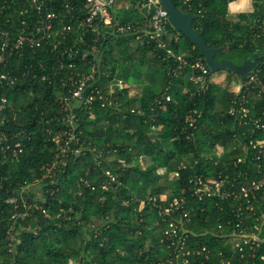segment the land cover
Instances as JSON below:
<instances>
[{
    "label": "trees",
    "instance_id": "16d2710c",
    "mask_svg": "<svg viewBox=\"0 0 264 264\" xmlns=\"http://www.w3.org/2000/svg\"><path fill=\"white\" fill-rule=\"evenodd\" d=\"M130 1L129 8H111L112 24L97 22L81 29L74 23L71 36L62 39L56 49V40L47 39L42 46L14 54L0 66V73L11 69L16 75L20 74L17 70L28 73L6 88L18 115L4 127L24 142V152L20 163L0 164V176L6 177L0 204L20 183L42 178L46 165L58 152L53 135L65 127L59 120L60 99L68 89L64 78L71 72V68L55 69L58 61H72L74 75L95 70L85 94L100 90L98 94L94 91L90 103L73 101L75 132L80 141L73 147L82 146V150L70 153L64 164H58L54 180H47L42 188L54 189L52 195L44 192V205L51 217L37 211L22 220L18 226L21 242L11 252L6 233L10 215L0 211V264H186L171 255L166 242L161 241L167 222L159 215L160 205L179 197L182 189L187 192L189 179L195 174L210 176L240 168L234 160L244 154L246 137L243 127L228 113L236 93L214 81L212 72L205 87L190 79L194 72L191 64L204 58L171 23L166 28L168 36L178 34L179 38L167 39V48H159L143 32H118V24L139 28L140 22L147 21L140 0ZM232 1L192 0L190 10L175 0L180 10L196 14L193 26L208 45L222 48L215 56L217 60L242 64L254 50L264 49V0H253L254 10L235 18L229 13ZM67 3L70 8H66ZM245 3L238 0L231 7L241 9ZM48 4L57 11L56 25L71 18L78 22L89 10L86 0ZM10 5L2 12L0 9V27L18 34L20 4L10 0ZM82 32L83 42L78 37ZM140 34L142 38H138ZM71 44L77 53L62 55ZM178 56L187 60L185 67H179ZM260 66L264 67V59ZM228 73L229 78L239 76ZM132 83L139 85V93H130ZM257 106L251 114L260 112L264 99H258ZM218 146L224 147L222 154L217 152ZM163 194L168 196L166 201L160 200ZM26 195L33 201L32 192L26 191ZM150 197H155L156 203L150 202ZM187 197L189 208L196 214L190 223L194 232L189 240L209 246L213 253L229 250L225 239L207 232L228 217L227 202H220L224 207L220 209L214 201L195 200L189 193ZM258 233L264 237V227ZM262 256L264 243L249 260L264 264ZM239 258L236 255V263L245 264ZM189 259L187 264H202L195 254Z\"/></svg>",
    "mask_w": 264,
    "mask_h": 264
},
{
    "label": "built area",
    "instance_id": "2783aa9c",
    "mask_svg": "<svg viewBox=\"0 0 264 264\" xmlns=\"http://www.w3.org/2000/svg\"><path fill=\"white\" fill-rule=\"evenodd\" d=\"M15 1L20 4L21 16L17 19L21 23L20 31L15 34L0 27V66L5 64L14 54H22L27 48L35 49L42 46L47 39L56 40L54 42L56 49L62 39L65 38L66 40L71 36L74 23H78L77 25L81 29L96 25L97 22L106 25L112 24L114 16L111 8L117 2V0H86L89 10L85 17L78 22L71 18L68 22L61 21L60 25H56L57 11L55 8H50L48 3L52 1L56 3L59 0ZM191 1L180 0L190 10L193 8ZM0 3L1 12L11 6L10 0H0ZM139 4L147 16L148 29L145 31L144 37L155 41L159 48H167L168 40L171 38L166 29L170 23L168 11L163 8L161 0H140ZM66 8H70L69 3L66 4ZM132 30L140 32L141 27L135 28L132 24L117 25V31L120 33H127ZM83 33L78 36L81 42L84 41ZM138 37L142 38L143 34ZM172 37H175L176 40L179 38L178 35ZM74 47L72 44L66 46L62 50V55L73 56L77 53ZM93 50L98 52L95 46H93ZM170 54L174 56L171 51ZM177 59L181 62L180 68L188 64L182 56H178ZM191 67L194 72L190 79L195 84L205 87L207 75L211 72L205 61L199 58L191 64ZM65 68H71V72L64 78L68 89L60 99L59 120L63 122L65 127L57 130L53 135V140L58 145V152L52 161L46 165L42 178L31 183H20L19 188L13 189L10 194L5 195L4 203L0 204L1 213L7 212L10 215L11 224L6 233L10 239L8 245L11 252L14 245L21 242L18 226H21L22 220L37 211H41L46 217H51L44 205L46 199L44 192L52 195L54 189L48 187L43 190L42 188L48 184L45 183L47 180H54V170L58 164H64L70 153H79L82 150V146L73 147L74 142L77 144L80 142L75 132L77 117L73 110V101L90 103L95 97L94 91L97 94L100 93V90L93 89L85 94L86 87L94 77L95 70L92 73L82 74L78 72L74 75V63L72 61L67 64L58 61L55 66L58 71ZM195 70L197 71L195 72ZM17 72L20 74L16 75L12 69L0 73V164L8 161L20 163L24 152V142L21 139H16V134L11 136L4 127L18 115V110L7 96L6 88L17 83L21 75L28 74L20 70ZM31 74L37 76L34 70L31 71ZM234 81L237 88L232 92H235L236 95L231 100L228 113L234 117L239 126L243 127L242 134L246 137V141L242 145L244 154L234 160V164L240 168L232 171L227 168L210 176L195 174L189 179L190 186L187 192L182 189V194L179 197H174L165 206L160 205L159 215L167 222L161 241L166 242L171 255H175L176 259L183 260L186 264L189 263V255L191 254H195L197 258L201 257L202 264L206 261H212L214 264H237L234 260L236 255L240 257L239 262L254 264L250 262V256L255 255L261 244L255 237H261L258 232L264 227V106L260 112L257 111L255 114H251V112L252 109L258 108V99H264V67L259 65L248 76H238ZM167 99L170 100V97ZM217 152L223 153L218 148ZM107 173L110 174L109 171ZM175 174L176 176L179 175L178 172ZM111 177L112 180H115L114 176ZM2 180H6V177L0 176V192L4 189ZM39 185L43 187L39 188ZM104 187L107 188L108 185L104 184ZM26 191L35 195L32 198L33 201L28 199ZM187 193L195 200L214 201L220 209L224 208L220 206V202H227L228 217L224 222L214 224L212 229H208L207 232L215 238L225 239L224 244L229 246V250L221 249L213 253L209 246H200L193 240H189L190 233L194 232L190 223L196 214H193L194 212L189 208ZM167 198V194L160 196L161 201H166ZM149 201L156 203V198L150 197ZM144 204L145 201H142L141 207ZM250 227L251 229H249ZM189 243L192 245V249L189 248ZM262 258L264 259V256Z\"/></svg>",
    "mask_w": 264,
    "mask_h": 264
},
{
    "label": "water",
    "instance_id": "95a60500",
    "mask_svg": "<svg viewBox=\"0 0 264 264\" xmlns=\"http://www.w3.org/2000/svg\"><path fill=\"white\" fill-rule=\"evenodd\" d=\"M161 4L163 8L168 11L169 21L172 26L183 33L199 48L201 56L204 58L206 65L212 73L227 70L235 72L241 77H246L253 72L260 65V61L264 59V49L257 48L242 64H236L228 59L217 60L215 56L222 48L208 45L204 37L196 32L193 26L196 14L192 11L185 12L180 10L175 0H161ZM255 238L261 243H264V237L256 236Z\"/></svg>",
    "mask_w": 264,
    "mask_h": 264
},
{
    "label": "crops",
    "instance_id": "0c3cea01",
    "mask_svg": "<svg viewBox=\"0 0 264 264\" xmlns=\"http://www.w3.org/2000/svg\"><path fill=\"white\" fill-rule=\"evenodd\" d=\"M235 1H238V0H234V1H232V2L229 3V13H230V15L233 18H235L236 16H238L240 13H243V12H252L254 10L253 0H246L245 7L244 8H241V9H236V7H233V8L231 7V4L233 2H235ZM130 5H131V1L130 0H117L114 8H115V10L120 9V8H124V7L125 8H129ZM139 26L141 27V31L140 32H143V34L148 29L147 21L146 22H140ZM174 35H178V34H174ZM174 35H172V36H174ZM214 74H216V73H214ZM236 77H237V75H234V78H236ZM212 78L214 79V81H216L219 84H220V82H225L226 81V79H225L224 76L223 77H220V76L217 77L216 75H212ZM130 86H131L132 89L135 88V87L136 88H139V85L136 84V83H132V84H130ZM236 88H237V84L234 83L232 85V88L230 89V91H234V89H236ZM139 90H141V89L139 88ZM139 92L140 91H136V92H132V90L130 91V93L132 95L137 94ZM218 149H219L220 152H222L223 149H224V147L218 146Z\"/></svg>",
    "mask_w": 264,
    "mask_h": 264
},
{
    "label": "rangeland",
    "instance_id": "374dc122",
    "mask_svg": "<svg viewBox=\"0 0 264 264\" xmlns=\"http://www.w3.org/2000/svg\"><path fill=\"white\" fill-rule=\"evenodd\" d=\"M229 71H220V72H217L216 75L217 77L220 76V77H225L226 81L225 82H220V84L223 86V87H226V88H229V90L232 88V85L235 83V81L233 80H236L238 78V76L236 78H234V76L230 77L229 78ZM132 92H136V91H140L139 88H131ZM218 148V147H217ZM143 165H145V162L143 161L142 162ZM162 171V170H161ZM251 229V227L249 228ZM71 264H73V262H71Z\"/></svg>",
    "mask_w": 264,
    "mask_h": 264
}]
</instances>
